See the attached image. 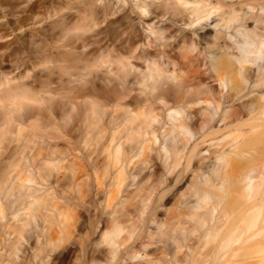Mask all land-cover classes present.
Returning a JSON list of instances; mask_svg holds the SVG:
<instances>
[{"label": "bare ground", "instance_id": "6f19581e", "mask_svg": "<svg viewBox=\"0 0 264 264\" xmlns=\"http://www.w3.org/2000/svg\"><path fill=\"white\" fill-rule=\"evenodd\" d=\"M0 264H264V0H0Z\"/></svg>", "mask_w": 264, "mask_h": 264}, {"label": "rangeland", "instance_id": "374dc122", "mask_svg": "<svg viewBox=\"0 0 264 264\" xmlns=\"http://www.w3.org/2000/svg\"><path fill=\"white\" fill-rule=\"evenodd\" d=\"M18 38H20V40H21V38H23V35L16 34V39L19 41V39H18Z\"/></svg>", "mask_w": 264, "mask_h": 264}]
</instances>
